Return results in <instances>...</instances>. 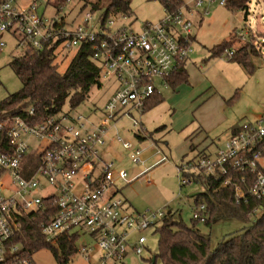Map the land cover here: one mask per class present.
Segmentation results:
<instances>
[{
  "label": "built area",
  "instance_id": "2783aa9c",
  "mask_svg": "<svg viewBox=\"0 0 264 264\" xmlns=\"http://www.w3.org/2000/svg\"><path fill=\"white\" fill-rule=\"evenodd\" d=\"M56 1L52 16L48 12L51 0H0V51L7 45L5 34L18 41L22 52L47 48L56 60L63 55L70 61L73 53L88 48L100 68L101 82H109L115 89L98 123L66 112L38 120L34 107L24 116L0 112V264H33V256L14 240L21 219L42 212L44 199L50 205L40 230L50 243L58 245L66 234L85 229L101 251V264L123 261L129 250L142 257L148 239L142 232L156 227L167 212H159L157 222L146 213L130 211L128 201L114 192L117 178L129 181L128 172L105 161L101 150L107 133L122 116L130 117L140 132L145 131L133 113H143L147 101L161 94V87H169L170 76L186 64L194 40L193 21L181 7L166 10L160 21L137 27L136 18L124 23L129 15L104 17L102 13L96 18L92 8L69 19L60 14L70 0ZM194 2L195 8L204 6V13H209L203 0ZM209 2L226 5L225 0ZM226 53L232 59L235 50ZM117 140L131 152L134 163L143 162L142 149L120 136ZM154 148L158 164L169 162L163 150ZM262 159L264 119L241 124L216 155L190 161L179 170L184 173L192 168L221 177L231 170L250 172L253 181L246 189L242 184L248 183L245 176L241 182H233L239 204L264 198ZM183 178L184 185L192 181ZM231 183L230 179L225 182ZM206 211L205 204L193 207V218L205 222ZM78 251L88 259L93 252L86 245H80Z\"/></svg>",
  "mask_w": 264,
  "mask_h": 264
},
{
  "label": "rangeland",
  "instance_id": "374dc122",
  "mask_svg": "<svg viewBox=\"0 0 264 264\" xmlns=\"http://www.w3.org/2000/svg\"><path fill=\"white\" fill-rule=\"evenodd\" d=\"M182 1L189 7L194 4V0ZM203 1L209 9L208 14L202 13L203 20L197 12H202L204 6L192 9L191 12L188 6L183 7V3L181 6L193 21L192 35H197L196 40L191 43L192 52L186 60L188 80L175 88L171 85L160 88L163 101L166 102L163 106L146 111L142 116L139 112L133 113L135 119H142L145 124L146 135L158 127L166 126L162 133L165 138L160 140L159 147L169 156L170 162L157 163L159 155L153 147L154 142L136 135V130L132 129L133 121L128 116H122L108 132L110 137L104 149L109 148L108 157L114 162L115 169L128 171L129 181L120 183L121 181L116 180L115 185L120 190L118 196L126 197L131 202L133 212L136 210L140 214L146 213L152 221L157 222L161 219L159 212L180 213L187 226L195 224L203 234L210 235L212 244L216 245L243 229L248 222L231 217L218 219L211 225L194 223L192 210L195 199L192 194L201 192L203 187L193 181L184 185V173L179 168L198 159L197 152L188 150L186 138L199 125L206 129L201 131L204 134L203 140L214 141L210 146L211 152L207 151L214 155L217 147L222 145L220 140L223 141L226 136L228 125L264 119V38H260L262 50L255 47L259 54L252 57L254 68L251 74L231 61L226 52L212 56L210 50L229 37L235 28L242 31V25L238 15L232 13L227 6L220 5L219 2ZM244 1L243 7H250L251 24L260 26L263 30L258 29L257 32L264 37V0H251L250 5L249 0ZM56 3V0H51L48 12L52 16L56 12ZM130 4L131 13L123 20L125 24H130L136 18L139 22L135 25L137 27L144 22L160 21L166 14V9L158 0H131ZM88 9L91 6L85 7L81 0H70L60 15L71 19ZM103 12L104 9L95 12V17L98 18ZM256 40L258 41V37ZM3 41H7V45L0 51V102L21 88V82L10 62L13 56L20 55L23 51L18 47V41L9 34L4 35ZM57 63L58 69L63 71L69 64V58L59 55ZM113 88V84L105 81L101 87L93 88L81 105L71 108L67 103L64 110L71 115H81L88 123H98ZM211 96L213 97L210 98ZM119 136L131 141L135 148L142 149L145 161L134 163L130 157L131 152L116 140ZM154 170L156 172H152ZM186 172L199 173L192 168ZM156 228L157 226H150L142 232L148 238L142 257L129 250L123 261L116 263L110 260L108 264H149V259L159 253L160 235ZM72 234L79 235L77 248L86 245L93 252L88 259L79 251L68 264H101V251L96 247L95 238L85 229L74 230ZM136 237L133 236L131 241ZM33 260L35 264H59L53 252L46 247L36 251ZM156 264H162L161 260L158 259Z\"/></svg>",
  "mask_w": 264,
  "mask_h": 264
},
{
  "label": "trees",
  "instance_id": "16d2710c",
  "mask_svg": "<svg viewBox=\"0 0 264 264\" xmlns=\"http://www.w3.org/2000/svg\"><path fill=\"white\" fill-rule=\"evenodd\" d=\"M81 1L85 7L91 6L95 12L104 9V17L131 13V0ZM158 1L166 10H176L182 6L180 0ZM225 1L232 11L245 10L244 0ZM63 2L65 0H61V3ZM229 45L227 41L219 43L210 50L212 56L223 54L229 49ZM257 54L258 50L250 43L240 47L231 60L251 73L254 68L251 60ZM91 56L88 48L76 51L63 71L58 69L56 57L52 55V50L47 48L28 49L20 55L13 56L10 66L17 74L21 88L0 102V112L6 115L24 116L30 107H34L37 119L40 120L65 112L64 107L67 103L71 108L81 105L89 97L93 88L102 86L100 68ZM187 80L188 71L184 64L170 76L168 85L175 88ZM162 101V94H155L147 101L144 111ZM160 129L162 127L156 131ZM193 149L194 146L191 145L190 150ZM197 156L199 160L210 154L202 151ZM241 176L247 178L248 183H242L243 188L246 189V186L253 181V176L248 171L231 170L228 175L222 177L204 172H184V177L191 178L193 182L200 183L203 187V191L193 196L194 207L200 204L206 206L207 218L203 223L211 225L218 219L235 217L247 221L248 225L213 245L210 235L203 234L195 224L187 226L180 213L168 212L156 228L160 238L159 253L154 256V264L158 259L162 264H264V198H251L248 202L237 204L233 182H239ZM227 179H230L232 183L225 184ZM49 202V199H44L45 207L42 212L27 215L21 219V229L14 241L21 243L24 251L32 256L42 248H49L59 264H68L79 252L76 247L79 235L68 233L58 245L50 243L42 235L40 223L47 219L45 209H49ZM193 221L200 222L194 218ZM154 257L149 259V264L153 263Z\"/></svg>",
  "mask_w": 264,
  "mask_h": 264
},
{
  "label": "crops",
  "instance_id": "0c3cea01",
  "mask_svg": "<svg viewBox=\"0 0 264 264\" xmlns=\"http://www.w3.org/2000/svg\"><path fill=\"white\" fill-rule=\"evenodd\" d=\"M181 1V3H183V7L185 6H188V4H186L185 2H183L182 0H180ZM250 2H251V0H249V5H250ZM218 3V2H217ZM194 4H195V2H194ZM194 4H193V6L192 7H189V10H190V12L192 11V9H198V8H195V6H194ZM219 4L220 5H223V6H227V5H224V4H221L220 2H219ZM228 8V7H227ZM229 9V8H228ZM230 10V9H229ZM249 10H250V7H249V9H245V10H240V11H232V10H230V11H232V13L233 12H235L237 15H238V17H239V22H240V24L242 25V27H241V30L242 31H238L236 28H235V30L233 31V33H231V35L229 36V37H227L226 39H224V41H227V42H229V49L230 50H235V53L238 51V49L240 48V47H244V46H246V45H250V43L251 44H253L257 49H259V50H262L261 49V43H260V38H264L263 37V35H261V33L259 34L257 31H259V30H263L260 26H254V25H252L251 24V20H252V17H250L251 16V13L249 12ZM208 11H209V9H208ZM204 11H199V12H197L199 15H200V18H201V20H203L204 18V16H203V13ZM205 14V13H204ZM189 16V15H188ZM253 17H254V15H252ZM190 17V16H189ZM162 19V18H161ZM259 29V30H258ZM195 35V34H194ZM256 37H258V41L256 40ZM196 38H197V35H195L194 36V39L196 40ZM217 46V45H216ZM215 47V46H214ZM228 49V50H229ZM259 54V53H258ZM232 61V60H231ZM234 63H237V62H234ZM237 65H239V66H241L240 64H238L237 63ZM241 67H243V66H241ZM185 68H186V64H185ZM244 68V67H243ZM245 69V68H244ZM246 70V69H245ZM247 71V70H246ZM248 72V71H247ZM249 73V72H248ZM249 74H251V73H249ZM181 86V85H180ZM115 88H113V90H114ZM211 92H213L212 90H211ZM213 96H211L210 98H212ZM164 104H166V102H164V101H162L161 103H159V104H157V105H155L154 107H152V108H150V109H148V110H146V111H150V110H154V108H158V106H163ZM146 111H144L143 113H140V115L141 114H145V112ZM134 116V115H133ZM142 116V115H141ZM261 120V119H260ZM196 121V120H195ZM140 122H141V125H142V127L144 128V130H146V128H145V124L143 123V121H142V119H140ZM241 124H230V125H228L226 128H227V133H226V136H224L223 137V141H222V139L220 140V143L222 144L221 145V147L225 144V142H226V140L234 133V131L240 126ZM134 128V130H136V134L137 135H140V138L141 139H151L153 142H154V144H153V147H156V146H158V148H160L159 147V145L161 144V141L160 140H163L164 138H165V135H163L162 133H164L165 132V129H166V126H162V129H160L159 131H156L158 128H160V127H158V128H156L154 131H152V132H149V134L148 135H146V133H144V132H140L139 130H138V128H135L134 126H133V124H132V129ZM204 130H206L205 129V127H202V125H199V127H197L195 130H193L189 135H188V137L186 138V141L188 142V150H190L191 149V145H193L194 146V149L193 150H190V151H194V152H197V154H199L200 152H207V151H209V152H211V149H210V146H211V144H213L214 143V141H212V142H209V141H207V139H205V140H203V138H204V134L201 132V131H204ZM155 132V133H154ZM159 132L162 134H159ZM150 133H153V134H150ZM109 133H107V140H106V144H107V142H108V140H109V135H108ZM152 135V136H151ZM161 135V136H160ZM117 140V139H116ZM118 141V140H117ZM197 141H199L198 143H197ZM119 142V141H118ZM163 142V141H162ZM119 143H121V142H119ZM105 144V145H106ZM221 147H217V149L219 150V148H221ZM155 149V148H154ZM161 149V148H160ZM216 149V150H217ZM162 150V149H161ZM217 150V151H218ZM217 151H215V154L214 155H216V153H217ZM101 152H102V155H103V159L105 160V161H107V160H110V161H112V159H110L109 157H108V154H110V152H109V148H107V150L106 149H104V147L102 148V150H101ZM109 152V153H108ZM157 152V151H156ZM163 152H164V154H166V152L163 150ZM167 155V154H166ZM214 155H210V156H214ZM142 159H143V152H142ZM167 157L169 158V156L167 155ZM143 161H145V159H143ZM169 162H170V158H169ZM168 163V162H167ZM161 164H163V163H161ZM261 164H263L264 165V162H262L261 161ZM156 170V169H155ZM152 171V172H156V171ZM128 172V171H127ZM151 172V171H150ZM148 174H149V172H148ZM117 180L118 181H121L120 183H122L123 181L122 180H120L119 178H117ZM203 191V190H202ZM114 192H116V193H119L120 192V190H119V188L118 187H116V189H115V191ZM195 194H197V193H194V194H192V195H195ZM124 197V196H123ZM124 199H126V201H128V199L126 198V197H124ZM128 206H129V210L130 211H132L133 212V210H131L132 209V204H131V202L130 201H128ZM134 212H137L136 210L134 211ZM171 212V211H170Z\"/></svg>",
  "mask_w": 264,
  "mask_h": 264
},
{
  "label": "water",
  "instance_id": "95a60500",
  "mask_svg": "<svg viewBox=\"0 0 264 264\" xmlns=\"http://www.w3.org/2000/svg\"><path fill=\"white\" fill-rule=\"evenodd\" d=\"M154 261H155V257H154V259H153V263H152V264H154Z\"/></svg>",
  "mask_w": 264,
  "mask_h": 264
}]
</instances>
